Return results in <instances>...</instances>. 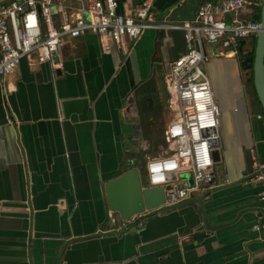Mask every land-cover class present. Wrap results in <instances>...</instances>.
Instances as JSON below:
<instances>
[{"label": "crops", "instance_id": "1", "mask_svg": "<svg viewBox=\"0 0 264 264\" xmlns=\"http://www.w3.org/2000/svg\"><path fill=\"white\" fill-rule=\"evenodd\" d=\"M143 1L116 0L117 11ZM202 3L153 0L151 18L180 23ZM126 46L138 67L133 86L123 53H102L92 32L64 39L57 67L23 58L1 77L0 264H264V235L255 228L264 223V184L253 169L264 161V118L221 45H205V70L222 78L213 91L219 159L207 197L167 201L146 212L141 227L123 228L109 209L108 181L132 167L142 176L148 159L171 153L164 131L178 107L164 73L185 52L183 31L167 27L148 28ZM229 70L239 74L233 90Z\"/></svg>", "mask_w": 264, "mask_h": 264}, {"label": "built area", "instance_id": "2", "mask_svg": "<svg viewBox=\"0 0 264 264\" xmlns=\"http://www.w3.org/2000/svg\"><path fill=\"white\" fill-rule=\"evenodd\" d=\"M75 1L77 6L67 10L62 0H0V79L11 74L23 58L31 65L57 67L64 37L92 32L98 36L102 53L117 49L128 55L126 39L134 42L148 28L183 31L185 52L164 73L178 107L164 131L171 153L148 159L143 173L150 186L172 185L165 189L167 201H180L191 193L205 195L215 180L212 151L220 138V107L203 68L211 58L205 45L220 42L230 56L246 57L248 49H239V43L260 30L255 16L262 0H206L192 19L180 23H155L153 0L143 1L129 13H119L116 0ZM253 169L254 180L264 184V161L254 162ZM183 175H188L190 183ZM138 216L124 220L123 228L129 223L141 227L143 219ZM255 228L264 235V223Z\"/></svg>", "mask_w": 264, "mask_h": 264}, {"label": "water", "instance_id": "3", "mask_svg": "<svg viewBox=\"0 0 264 264\" xmlns=\"http://www.w3.org/2000/svg\"><path fill=\"white\" fill-rule=\"evenodd\" d=\"M244 44L245 41L241 40L239 49ZM121 57H125L127 65L130 64L132 68L133 78L130 84L133 86L139 82L134 49L128 55L122 54ZM237 63L240 69L245 70L246 79L252 81L255 95L264 114V0L261 7L260 30L255 35L253 56L239 57ZM212 156L214 161L219 159L217 148L212 151ZM171 188L170 184L165 187L145 184L139 170L132 167L108 181L105 185V193L109 209L112 213L117 212L124 221L138 215L139 219H143L146 212L163 206L168 199L165 189ZM206 195L205 193L202 197H207Z\"/></svg>", "mask_w": 264, "mask_h": 264}, {"label": "rangeland", "instance_id": "4", "mask_svg": "<svg viewBox=\"0 0 264 264\" xmlns=\"http://www.w3.org/2000/svg\"><path fill=\"white\" fill-rule=\"evenodd\" d=\"M206 45H209V44H206ZM211 45H221L220 44V42L219 43H215V44H211ZM247 48V47H246ZM248 49V48H247ZM219 52L220 53H222L221 55H223V54H225L226 53V51L224 50V48L223 47H221L220 46V50H219ZM220 55V54H219ZM238 57L239 56H234V59L236 60H238ZM231 60V59H230ZM236 60V61H237ZM205 65L206 64H204L203 65V68H204V70H205ZM240 69V68H239ZM234 70V69H233ZM205 72L207 73V75L209 76V78H210V81H211V84H212V89H213V91L215 90V85L217 84V87H220L221 88V82H222V78H220L219 76H217L216 74L215 75H213V74H211L208 70H205ZM239 72H240V77H241V79H240V77H239V80H241L242 81V78L244 79L245 78V75H243L244 73H242V71L241 70H239ZM229 74H228V82H232V84L231 85H229L230 86V88L233 90V88H234V86H236L238 83H239V80H238V76H239V74H237V73H235L234 72V74H236L237 75V78L235 79V77H234V75H233V73L231 72V70H229V72H228ZM234 80H236V85H234ZM246 89H245V91H246V94H245V96H246V98H247V100H248V102H251L252 103V101L253 100H255L254 98H253V95H252V92H251V90L246 86L245 87ZM216 96V98L217 99H215V97H214V99H215V101L216 102H218V96L217 95H215ZM220 115H221V111H220ZM221 117V116H220Z\"/></svg>", "mask_w": 264, "mask_h": 264}, {"label": "trees", "instance_id": "5", "mask_svg": "<svg viewBox=\"0 0 264 264\" xmlns=\"http://www.w3.org/2000/svg\"><path fill=\"white\" fill-rule=\"evenodd\" d=\"M202 2L206 1V0H201ZM256 19L260 20L261 18V13H259L258 15L255 16ZM254 45H255V36H250L249 38L246 39V42H245V46L243 45L242 47H247L248 48V52H247V56H253V53H254ZM241 54V53H240ZM250 85H251V91H252V95H253V98L255 99V101L258 103V105L260 106L259 102H258V99L255 95V92H254V89H253V83L252 81L250 82ZM260 115L264 118V114L261 110V107L258 109ZM142 177H143V180L145 182V184H148L147 183V180L145 178V175L144 173L142 174Z\"/></svg>", "mask_w": 264, "mask_h": 264}, {"label": "flooded vegetation", "instance_id": "6", "mask_svg": "<svg viewBox=\"0 0 264 264\" xmlns=\"http://www.w3.org/2000/svg\"><path fill=\"white\" fill-rule=\"evenodd\" d=\"M251 71V70H250ZM249 71V73H251ZM245 72V70H242V73H244ZM244 75V74H243ZM241 79V78H240ZM241 82V85H242V87L244 88V89H246L245 87L247 86L249 89H251V85H250V82H251V80L249 79V80H247L246 79V76H245V78L243 79L242 78V81H240ZM145 87H146V85H143V86H141L140 88H141V90H143V89H145ZM143 96V95H142Z\"/></svg>", "mask_w": 264, "mask_h": 264}]
</instances>
